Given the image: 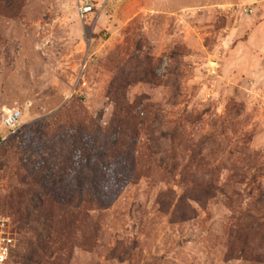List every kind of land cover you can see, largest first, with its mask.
Returning a JSON list of instances; mask_svg holds the SVG:
<instances>
[{"label":"rangeland","instance_id":"obj_1","mask_svg":"<svg viewBox=\"0 0 264 264\" xmlns=\"http://www.w3.org/2000/svg\"><path fill=\"white\" fill-rule=\"evenodd\" d=\"M81 1L94 6L85 19ZM260 1L0 0L1 152L29 137L23 152L55 160L60 198L80 205L90 173L66 159L78 122L95 119L121 145L105 164L108 202L89 211L96 229L64 264H264V227L250 223L264 222ZM10 110L22 113L12 132ZM11 173L0 176V204L21 188V170ZM166 193L183 198L181 212L161 205ZM0 225L18 244L9 213Z\"/></svg>","mask_w":264,"mask_h":264},{"label":"trees","instance_id":"obj_2","mask_svg":"<svg viewBox=\"0 0 264 264\" xmlns=\"http://www.w3.org/2000/svg\"><path fill=\"white\" fill-rule=\"evenodd\" d=\"M121 99L124 101L123 97ZM140 123L138 117L134 115V178L136 180L144 173L143 168L140 167L142 157L135 156L139 147ZM73 134L76 136V142L72 147L73 151L69 152L66 159L68 162L72 159L77 161L78 166L84 165V168L89 170L92 181L91 185H87L88 201L81 197L85 186L81 188V183L77 185L81 197L80 205L74 202L68 204L60 198L64 177L58 170L55 160L42 158L33 160L30 159V152H23L32 144L29 137H22L21 144L12 142L6 152H1L0 147V176L12 174L11 170L14 168L16 172L20 170L22 172L21 175L16 174L21 188L13 189L4 199V203L0 204V213L7 212L13 217L15 230L20 236L18 244L15 239L7 264H64L62 256L73 254L74 249L80 245L79 238H84L89 230L96 229V222L90 220L89 211L96 210L92 209L93 202H101L102 197L105 199L110 181L108 167L106 172L105 164L118 155L121 145L112 139L109 143L108 131L103 130L95 119L86 116L78 122ZM100 136H104L102 143L98 139ZM123 156L127 163L128 160L131 161V156L126 152ZM79 173L81 171L74 172L73 166L70 167V174L76 177V181L81 179L82 175L78 178ZM107 202L105 199V203ZM183 203L182 197L177 199L173 193H166L161 205L167 211L173 209L179 213ZM259 203L256 204L255 210L264 218L262 213L264 196ZM81 205H83L82 210H79ZM186 215L184 221H187ZM250 217L251 224L264 227V222H261L255 214ZM244 248L241 247L240 253L246 256L247 251Z\"/></svg>","mask_w":264,"mask_h":264},{"label":"built area","instance_id":"obj_3","mask_svg":"<svg viewBox=\"0 0 264 264\" xmlns=\"http://www.w3.org/2000/svg\"><path fill=\"white\" fill-rule=\"evenodd\" d=\"M264 4V0H261ZM94 12V6L92 2L81 1L79 8V15L82 19H85L88 15ZM252 12V11H251ZM7 116L4 120V125L10 130L14 131L21 123L22 113L17 110H10L7 112ZM6 140V137L3 136L0 138V147L2 143ZM15 238L10 231H7L4 226L0 225V264H7L11 249L14 247Z\"/></svg>","mask_w":264,"mask_h":264},{"label":"crops","instance_id":"obj_4","mask_svg":"<svg viewBox=\"0 0 264 264\" xmlns=\"http://www.w3.org/2000/svg\"><path fill=\"white\" fill-rule=\"evenodd\" d=\"M255 0H248V2L249 3H252V2H254ZM91 15V14H90ZM89 16V15H88ZM264 17V16H263ZM262 25H264V21H263V23H262ZM261 42H260V46H261V48L264 50V37L260 40Z\"/></svg>","mask_w":264,"mask_h":264}]
</instances>
